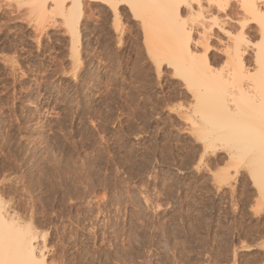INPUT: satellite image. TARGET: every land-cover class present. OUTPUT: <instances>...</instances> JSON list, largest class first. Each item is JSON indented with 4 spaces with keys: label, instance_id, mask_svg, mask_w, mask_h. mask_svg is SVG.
Segmentation results:
<instances>
[{
    "label": "rangeland",
    "instance_id": "1",
    "mask_svg": "<svg viewBox=\"0 0 264 264\" xmlns=\"http://www.w3.org/2000/svg\"><path fill=\"white\" fill-rule=\"evenodd\" d=\"M53 2L0 0V241L29 233L45 264H264V145L254 161L190 112L207 99L157 54L167 21L80 0L74 35L71 0ZM209 32L216 70L226 35Z\"/></svg>",
    "mask_w": 264,
    "mask_h": 264
},
{
    "label": "bare ground",
    "instance_id": "2",
    "mask_svg": "<svg viewBox=\"0 0 264 264\" xmlns=\"http://www.w3.org/2000/svg\"><path fill=\"white\" fill-rule=\"evenodd\" d=\"M63 1L64 0H54V6L52 5L54 8L59 9L61 14L64 11ZM79 1L80 0H71L69 4L70 7L67 8L68 6H66L65 8L68 12L65 11L67 15H65L64 21L70 27V32H73L74 35V24L79 20L81 12V3ZM101 1H104L105 5L107 4L112 8L115 16L117 15L118 9L123 7L122 4H125L130 7L132 15L134 14L136 17L146 18L150 15L151 18V16L155 14V20L158 18V21L159 19L167 21V25H165L166 22L163 24L162 20L158 22L168 27L160 28L161 32L164 29L167 31L168 34L166 38L164 35V40L158 38L159 41L157 39L159 45L161 44L159 42H162L163 49L161 45H157L155 37L153 38V44L157 45L156 49L160 50L157 54L161 53L164 54L163 56L173 57L172 64L175 65V68L177 65H179V69L183 67L181 70H185L187 75L196 82L194 88L190 92L196 100L200 98L199 101L201 103L198 102L200 106L202 103H205L198 109V105L195 104L197 105L195 108L193 104L194 106H192V108H194V110H190V112L192 111L194 113L198 111L200 113L199 123L203 122L205 125V122H208L212 129L219 130L216 131L217 135L214 138L217 137L220 140L228 136L226 133L237 132L238 135L232 138L234 145L241 142L244 144L253 143L255 146L264 145V0H205V5H203L204 3L202 4V0H144L145 2L143 0ZM43 2L44 0H41V3ZM138 2H142V6L136 4ZM134 3L136 5H134ZM121 5L122 7H120ZM214 11L221 12L223 14V19H220L218 16H213L210 17V23L205 24L204 20L206 21V16L204 14ZM184 12L189 16L188 19L182 17ZM39 13L41 14V10ZM152 18L154 19V15ZM188 20L192 21L191 24L186 23ZM253 21L257 24L256 30H254V32H248V28L250 27L248 24ZM197 25H201L202 27L199 32L200 35L198 34V38L194 40L195 37L192 39L191 35H193L192 32L196 30ZM207 25L209 31L211 27L214 26L226 35L224 47L218 48L220 53L224 55L225 64L216 70L210 68V57L208 58L207 56L209 46H211L208 45L209 42L207 43L209 39L207 34L209 31L206 29ZM145 26L147 28L148 25ZM157 27L152 29L155 31L159 29V26ZM146 28L144 32H146ZM148 31L149 30H147V32ZM250 31L252 30L250 29ZM169 36L173 38L170 40V38H168ZM254 38L257 39L255 42H253ZM166 40H168V42ZM192 40H194V42ZM159 47H161V49ZM198 47L202 50H200L201 54L198 53ZM194 48V51H196V49L198 50V52L196 51L197 53L193 52ZM248 51H251L252 55V71L247 65L249 61V59H246L249 53ZM74 54L75 53H73V55ZM165 59L168 60V58ZM73 63L75 64V62ZM189 86L191 87V85ZM202 97L203 100L205 98L207 101H201ZM193 123L199 124L197 120H193ZM245 132L250 134L253 133L254 135L243 137L239 135ZM251 152L253 154L252 160L258 161L260 158L258 153L259 147H253ZM255 178L261 179L262 177L258 175L255 176ZM3 225L7 227L8 220L0 213V230H3L1 229L4 227ZM14 229L17 228L14 226ZM6 230L8 231V229ZM25 233L26 232H24V234ZM28 235L29 233H27L25 238L23 237L25 235H23L22 237L25 239L22 238V240H24L23 243H15L16 245L13 249L9 247V242L5 243L6 241H0V264H45L44 256L37 253L33 237L30 236L29 239L26 240ZM18 237H20V234ZM18 237L17 239L19 240ZM5 238L4 239L7 240L8 237L6 236Z\"/></svg>",
    "mask_w": 264,
    "mask_h": 264
}]
</instances>
